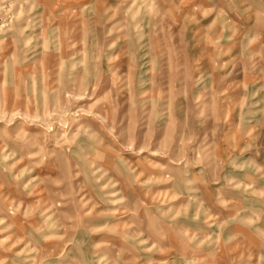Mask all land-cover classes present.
Instances as JSON below:
<instances>
[{"label":"rangeland","instance_id":"rangeland-1","mask_svg":"<svg viewBox=\"0 0 264 264\" xmlns=\"http://www.w3.org/2000/svg\"><path fill=\"white\" fill-rule=\"evenodd\" d=\"M0 264H264V0H0Z\"/></svg>","mask_w":264,"mask_h":264}]
</instances>
